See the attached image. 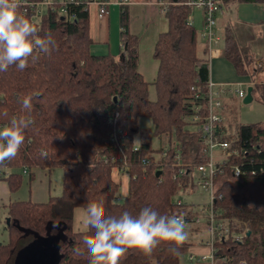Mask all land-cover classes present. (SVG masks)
I'll return each instance as SVG.
<instances>
[{
  "label": "trees",
  "instance_id": "trees-1",
  "mask_svg": "<svg viewBox=\"0 0 264 264\" xmlns=\"http://www.w3.org/2000/svg\"><path fill=\"white\" fill-rule=\"evenodd\" d=\"M24 1L40 0H19L18 13L38 27L39 35H51L57 47L50 55L41 52L38 61H30L24 71L13 65L0 72V127L12 116L27 114L20 100L29 94L33 97L30 115L35 121L25 131L18 155L6 162L7 167H0V179L14 192L23 181L24 168L60 166L62 190L46 202L14 200L6 207L10 222L6 221L8 240L0 241V264H17L20 251L38 236L59 235L58 264H88L82 239L91 232L75 231L73 222L75 208H86L90 201L102 200L106 215L128 211L135 216L142 208L151 207L161 214H185L186 220L192 221V207L184 201L179 204L178 199H182V189L198 187L192 178L174 177L178 167L172 165L175 144L181 146L183 162L197 165L207 159L202 136L189 122V99L197 87L205 90L210 78L209 59L199 54V31L188 22L192 7L185 0H169L164 9L169 27L159 34L154 48L159 66L153 100L149 82L138 70L139 37L130 31L126 5L119 16L123 47L117 57L110 52H91L90 12L84 4H67L62 13V4L55 3L46 7L37 21L35 8ZM221 1L226 7L236 1L264 4V0ZM224 38L226 57L237 74L253 78V55L239 44L230 25L224 28ZM204 50L208 52L207 46ZM253 87L254 98L264 103V82ZM231 98L225 103L221 127L227 133L223 138L235 139L247 153L233 156L217 172L215 209L230 222L232 231H245V235L242 240L217 239L216 257L218 264H238L241 259L264 264V123L241 124L233 134L228 116ZM140 117L152 120L155 136L169 137L168 147H153L150 140L135 143ZM41 150L47 152L46 157L41 156ZM165 150L166 156L162 154ZM124 158L127 166L120 171L129 175V190L118 198L121 184L113 179L112 169L122 167ZM231 163L241 165L244 172L236 175ZM158 170L161 173L157 175ZM191 244L186 241L176 249L162 243L151 255L129 249L119 264H179ZM75 248L84 254L76 255Z\"/></svg>",
  "mask_w": 264,
  "mask_h": 264
},
{
  "label": "clouds",
  "instance_id": "clouds-1",
  "mask_svg": "<svg viewBox=\"0 0 264 264\" xmlns=\"http://www.w3.org/2000/svg\"><path fill=\"white\" fill-rule=\"evenodd\" d=\"M19 7V0H0V72L13 65L24 71L30 61H38L41 52L50 55L57 47L51 35H39L38 27L18 13ZM32 99L29 94L20 100L27 114L12 116L0 127V167H7L6 162L18 155L25 142V131L35 123L30 115ZM40 154L47 156L44 150ZM82 212L81 223L85 231L91 232L82 239L88 264H119L129 249L151 255L162 243L178 249L189 238L183 214H161L144 207L135 216L128 211L119 216L106 215L102 200L88 202ZM74 253L84 254L81 248H75Z\"/></svg>",
  "mask_w": 264,
  "mask_h": 264
},
{
  "label": "crops",
  "instance_id": "crops-1",
  "mask_svg": "<svg viewBox=\"0 0 264 264\" xmlns=\"http://www.w3.org/2000/svg\"><path fill=\"white\" fill-rule=\"evenodd\" d=\"M169 0H130L125 4L112 3L110 5L109 13L104 17L98 14V8L94 5L89 7L90 12V35L94 40L93 44H101L108 48L110 53L113 45L119 50L123 45L120 40L121 26L119 23V16L122 5H126L130 15V31L139 37V64L138 70L143 75L145 80L153 83L156 78L159 62L154 57V48L158 36L161 32L166 31L169 27V22L165 16L164 9ZM218 25H230L233 29L235 37L239 44L249 49L251 54H264V4L261 2L236 1L231 3L228 7L224 6L222 12L217 15L216 30L220 34ZM224 31V29H223ZM221 35V34H220ZM202 55L205 52V42L200 38ZM199 42V44H200ZM221 42V41H220ZM92 44V45H93ZM209 63L213 61L220 68H225V63L231 65L232 73L221 71H211L210 78L218 83H235L245 81L249 78L239 76L233 63L227 59L225 51V38L223 44H218L210 57ZM210 67V65H209ZM234 97L228 95L227 101ZM254 99V98H253ZM225 110V109H224ZM225 115V113H224ZM52 170L48 168L34 167L30 169V174L33 178L30 182V200L33 202H46L53 196L52 191ZM23 173L24 172L23 170ZM29 173V172H28ZM112 177L115 181L123 185L124 190L119 193L123 198L128 194L129 190V175L122 173L118 168L112 169ZM23 184V183H22ZM16 191H11L6 180L0 179V218L6 219L8 217L6 207L14 200H24L26 197L22 196L23 185ZM62 188V184H61ZM62 190V189H61ZM61 194V192H60ZM59 195V194H55ZM83 207H76L74 211L73 227L75 231H85L81 223ZM208 252L207 244H191L186 254L182 256L179 264H209L208 262L197 263L190 261L189 256L192 253L200 254Z\"/></svg>",
  "mask_w": 264,
  "mask_h": 264
},
{
  "label": "built area",
  "instance_id": "built-area-1",
  "mask_svg": "<svg viewBox=\"0 0 264 264\" xmlns=\"http://www.w3.org/2000/svg\"><path fill=\"white\" fill-rule=\"evenodd\" d=\"M130 0H40V1H24V4L30 5L35 8L34 19L41 20L43 12L46 7L53 6L55 3H61L62 7L60 11L66 12L67 4H84L86 8L92 5L98 8V14L100 17H104L109 13L110 5L112 3L125 4ZM184 3L191 7H197L203 9L204 13V28L200 35L203 38L210 57L214 48L218 45L221 36L217 32V15L224 9V4L221 0H185ZM194 16L192 12L188 17V22L194 24ZM255 74L264 71V60L255 56ZM260 82L257 76L249 78L245 81L235 83H218L211 78L207 81L206 89L197 87L193 93L191 99H189V105L191 107V113L189 115V122L193 125L201 134L202 141L205 145L204 152L207 159L204 163L194 165L192 161L183 162L181 159V146L175 144L176 154L173 156L172 165L178 167L174 174L176 176H183L192 178L197 187L203 188L210 193L209 202L197 207L192 208L195 212L192 216V221H200L204 218L208 230L210 232V240L207 242L208 252L195 254L192 253L189 256L190 261H196L197 263L208 262L209 264H218L216 257L218 248L215 245V241L220 238L232 237L237 240H242L245 235V231L239 233L230 229V222L227 219L219 216L215 209L217 197V186L215 182L216 174L221 171L222 166L230 163V159L233 156H237L241 153L246 154L247 149L245 147H239L235 143V139H224L223 135L227 133L225 128L221 127L225 119L224 109L228 95L235 93L239 97H244L249 85H254ZM114 139L117 140L116 134ZM139 146L136 145L135 149ZM164 156L168 155V151L162 153ZM127 166V161L124 158L123 166H116L119 170ZM236 175H240L244 172L242 166L237 163H231L229 165ZM24 172H27V168H24ZM118 198H121L119 196ZM182 199H178V203L181 204ZM184 218L187 223L185 214ZM190 221V222H192ZM238 264H249L246 259H241Z\"/></svg>",
  "mask_w": 264,
  "mask_h": 264
},
{
  "label": "rangeland",
  "instance_id": "rangeland-1",
  "mask_svg": "<svg viewBox=\"0 0 264 264\" xmlns=\"http://www.w3.org/2000/svg\"><path fill=\"white\" fill-rule=\"evenodd\" d=\"M192 14L195 18L194 25L199 31V38H201V31L204 28L203 25V19H204V13L203 9L192 7ZM218 28L220 30V36L221 39L218 44H223L224 39V27L218 25ZM201 48V42L199 44V54L202 56L203 52L200 49ZM91 52L95 54H106L109 53L108 48L101 44H93L91 45ZM111 52L113 54L120 56L119 50L113 45ZM254 59V66L256 64L255 56H258V58H263L264 60V54L262 53H255L252 54ZM205 56V54L203 55ZM225 72L232 73V67L227 62L225 63ZM210 69L211 71H221L223 72L224 69L218 68V65L213 61V64L210 62ZM257 76L259 83L264 82V71L260 72L258 74H255L254 77ZM246 78H252L251 76H246ZM149 95L151 99H156V90L153 83H149ZM234 97L231 98L229 103V123H230V130L233 132V134H236L237 129L240 127L241 124H247V123H258L263 122L264 123V103L259 101L258 99L254 98L251 102L245 103L243 101L242 97H239L235 93L231 94ZM230 95V96H231ZM227 102V100H226ZM226 115V114H225ZM226 120H228V117H226ZM139 131L135 134L134 140L136 144H140L141 141H152L153 147L159 148L161 146L168 147L170 141L168 136H162L158 137L155 136L153 133V122L148 117H140L139 118ZM174 140V137L172 138ZM174 142V141H173ZM29 172V173H28ZM62 177H63V170L60 166H56L52 170V191L53 195L60 194L61 192V184H62ZM31 174L30 169H27V172L23 174V181H22V196L26 197L25 199H29L30 195V182H31ZM21 186V185H20ZM19 189V188H18ZM124 190V187H120L119 193H122ZM180 196L182 197L183 201L190 205V207L196 209L197 207H200L206 203L209 202L210 199V193L208 191H205L203 188H196L192 190L191 188L182 189L180 191ZM186 230L189 233V238L187 241L193 243V244H200L204 243L207 244V242L210 240V232L208 230V225L204 218H201L200 221H192L187 223ZM8 240V231L6 229V219L0 218V241L6 242ZM186 254V253H185ZM184 254V255H185Z\"/></svg>",
  "mask_w": 264,
  "mask_h": 264
},
{
  "label": "water",
  "instance_id": "water-1",
  "mask_svg": "<svg viewBox=\"0 0 264 264\" xmlns=\"http://www.w3.org/2000/svg\"><path fill=\"white\" fill-rule=\"evenodd\" d=\"M173 1L178 2V0ZM253 88V85L247 87V92L243 97L245 103L253 100ZM114 99L116 100V97ZM160 173L161 170L156 172L157 175ZM6 221L9 224L10 217H7ZM59 237L60 235L57 237L38 236L34 242L20 251L17 264H58L60 248L57 245V241Z\"/></svg>",
  "mask_w": 264,
  "mask_h": 264
}]
</instances>
